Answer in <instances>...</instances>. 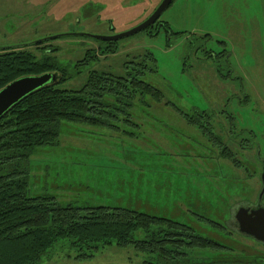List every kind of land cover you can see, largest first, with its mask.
<instances>
[{
  "label": "rangeland",
  "instance_id": "obj_1",
  "mask_svg": "<svg viewBox=\"0 0 264 264\" xmlns=\"http://www.w3.org/2000/svg\"><path fill=\"white\" fill-rule=\"evenodd\" d=\"M160 1L0 0V49L22 46L40 57L43 51L35 49V43L47 35L126 30L145 19ZM159 19L180 33H167L160 26L154 35L142 29L119 39L115 53L100 54L83 64L60 87H80L90 70L123 74L131 65L128 61L150 52L157 72L143 78L181 109L182 117L197 111V123L187 124L168 106L151 99L148 108L137 104L130 119L123 116L110 124L63 120L59 145L38 146L29 158V194L53 195L61 205H117L170 218L202 236L236 242L234 255L247 263L244 254L264 253L263 244L237 233L235 222L237 208L255 203L261 189L264 0H171ZM45 42L58 47L54 55L61 64L70 65V74L85 51L99 44L91 36L74 34ZM202 46L221 51L226 59L220 57L215 63L204 57L198 48ZM216 112L231 128L226 127V132L243 143L233 146L240 168L218 158L216 144L197 126L212 128L218 122ZM217 253L222 251L205 255L211 259ZM36 264L143 263L131 247L110 244L91 252L55 246Z\"/></svg>",
  "mask_w": 264,
  "mask_h": 264
},
{
  "label": "trees",
  "instance_id": "obj_2",
  "mask_svg": "<svg viewBox=\"0 0 264 264\" xmlns=\"http://www.w3.org/2000/svg\"><path fill=\"white\" fill-rule=\"evenodd\" d=\"M160 26L167 33H180L159 19L143 30L154 35ZM45 41L35 43V49L43 51L40 57L22 46L0 49V89L22 76L45 72L57 75L56 81L32 91L0 116V264H36L59 245L91 252L110 244L131 247L141 255L143 264L241 262L233 253L236 242L228 244L215 237L202 236L191 226L170 218L117 205H61L53 195L29 194V158L38 146L59 145L63 120L87 125L110 124L115 119L123 120V116L129 117L137 104L148 108L151 99L168 106L187 124L198 121L197 111H192L193 116L182 117L179 114L182 110L143 78L146 73L157 72L156 58L150 52L128 61L131 65L125 66L123 74L90 70L80 87L69 89L61 88L60 84L78 74L80 66L98 55L115 53L117 41L97 40V48L85 51L84 57L73 65L72 74L68 70L70 65L61 64L54 55L58 47ZM215 115L219 116L218 122L212 128L197 126L205 129L204 135L216 144L218 158L233 168H240L233 151L239 141L226 132L224 118L220 117L223 114L216 112ZM206 117L209 119L210 115ZM218 227L225 230V226ZM218 251L222 253L211 259L205 255ZM244 256L248 262L264 264V253Z\"/></svg>",
  "mask_w": 264,
  "mask_h": 264
},
{
  "label": "water",
  "instance_id": "obj_3",
  "mask_svg": "<svg viewBox=\"0 0 264 264\" xmlns=\"http://www.w3.org/2000/svg\"><path fill=\"white\" fill-rule=\"evenodd\" d=\"M171 0H161L157 6L148 14V16L137 23L136 25L119 32L110 34L88 33L85 31H67L65 33H55L45 36L37 42L58 38L62 35H88L93 39L101 41H117L126 36L136 33L146 27H152L159 18L163 10L169 5ZM56 73L45 72L38 75H28L17 78L0 89V116L8 110L13 104L20 99L43 86L48 82L56 81ZM262 187L257 197V204H260L262 196L264 195V163H262L261 172ZM235 220L238 224L239 231L252 236L254 240L264 243V207L258 205L256 209L248 211L244 207H239L235 212ZM229 264H255V263H229Z\"/></svg>",
  "mask_w": 264,
  "mask_h": 264
},
{
  "label": "flooded vegetation",
  "instance_id": "obj_4",
  "mask_svg": "<svg viewBox=\"0 0 264 264\" xmlns=\"http://www.w3.org/2000/svg\"><path fill=\"white\" fill-rule=\"evenodd\" d=\"M159 19V18H158ZM160 20V19H159ZM161 21V20H160ZM110 27H111V25H110ZM112 28V27H111ZM198 48H200L201 50H203V53H204V57H211V58H213L214 59V62L215 63H217L218 62V59L220 58V57H223V58H225L226 59V54H223L221 51L219 52V51H213L212 49H209V50H206L203 46L202 47H198ZM217 70H218V67H217ZM227 72H228V74H230V69H229V67H228V69H227ZM262 172V171H261ZM260 179H261V177H260ZM261 187H262V183H261ZM264 196V195H263ZM258 203V201H255V203H249V202H245V203H243L242 205H244V206H239V207H244V209H247L248 211H251L252 209H256L257 207H258V205H261V206H263L264 207V203H263V201L261 200L260 201V204H257ZM238 207V208H239ZM237 208V209H238ZM235 222H236V220H235ZM236 225H237V228H238V231H239V227H238V224H237V222H236ZM237 233H241L242 234V236L243 237H245V238H249V239H252V240H254L253 239V237L252 236H249V235H247V234H244V233H242V232H237ZM254 241H256V240H254ZM256 243H259L260 245H262L263 244V246H264V243H261V242H258V241H256ZM256 259H261V258H256ZM238 260V259H237ZM229 263H232V262H225V263H213V264H229ZM233 263H241V262H233ZM247 263H255V264H263V263H256V262H248L247 261Z\"/></svg>",
  "mask_w": 264,
  "mask_h": 264
}]
</instances>
